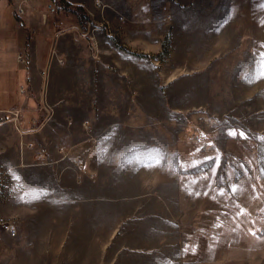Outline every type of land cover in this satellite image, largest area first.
<instances>
[{"label":"rangeland","instance_id":"1","mask_svg":"<svg viewBox=\"0 0 264 264\" xmlns=\"http://www.w3.org/2000/svg\"><path fill=\"white\" fill-rule=\"evenodd\" d=\"M51 1L40 11L42 21L46 19L47 10L54 12L60 6L67 14L77 15L76 36L90 38L92 45L95 46L94 37L92 33L88 35L89 31L94 26L105 28L108 32L113 30L118 47L158 59L159 93L157 96L154 91L146 90L114 92L116 97L120 94L121 99L135 100L142 111L137 122L129 120L123 124L120 139L119 134L108 139V146H128L127 155H98V159L95 156L96 161L89 164L79 154L77 170L64 175L73 185L77 180L78 195L64 202L63 213L57 212L58 216L51 219L45 229L38 224L29 227L27 219L0 218V264H264L262 80L246 92L236 88L241 80L235 73L233 76L222 74L225 87L201 90L200 69L187 68L186 60L180 59L183 53L179 58L172 56L173 50L176 54L182 52V48L172 38L169 28L162 33L157 51H143L124 41L115 28L104 27L108 22L105 7L125 6L121 2L113 0L110 5L104 0ZM128 2V6L148 5V0ZM41 3L42 0H18L15 14L20 16L26 7ZM70 4H77V9ZM162 6L165 9V5ZM5 7L14 14L11 6ZM0 10H3L1 4ZM169 17L166 14V18ZM235 19L246 35L247 23L241 12ZM261 22L257 15L256 36L263 34ZM231 25L234 27L236 22H229L227 27ZM29 31L35 33L36 28L30 26ZM196 38L201 36L192 35V40ZM164 43L166 49L162 51ZM53 54L51 48L48 62ZM16 59L25 62L26 56L18 51ZM172 59L182 64L178 63L175 78L168 83L163 81L161 72ZM80 79L79 92L73 90L72 93L78 95L77 102H84L85 109L86 100H94V122L86 120L87 114L81 106L72 110L54 108L44 90L39 103L32 107L38 114L30 116V129L42 126L54 113L59 114L61 126L60 118L70 115L80 121L79 146L87 148L85 138L95 134V145L102 148V132L110 120L108 113H104L108 92L103 91L101 74L95 75L94 90L82 81L83 76ZM22 89L23 85H19L18 90L22 92ZM162 97L166 106H160L157 101ZM148 100H153L157 106L153 115L146 114ZM65 122L68 124L70 118ZM47 126L52 127L53 122ZM230 130L235 134H229ZM20 142L22 146L29 145L28 141ZM131 142L139 147L129 148ZM148 149L153 154L144 153ZM79 151L82 152L81 148ZM38 156L46 160V156ZM158 156L163 157L158 165L142 166L151 164ZM206 157H219V167H215L214 159L205 160ZM67 160L70 163V157ZM233 185L237 188L235 192ZM0 191L3 193L4 189L1 187ZM8 221L15 224V232L6 227ZM33 221L38 223L39 220Z\"/></svg>","mask_w":264,"mask_h":264},{"label":"crops","instance_id":"2","mask_svg":"<svg viewBox=\"0 0 264 264\" xmlns=\"http://www.w3.org/2000/svg\"><path fill=\"white\" fill-rule=\"evenodd\" d=\"M17 1L0 0L3 6L0 10V188L4 189L3 193L0 191V218L27 219L29 227L38 224L45 229L50 220L58 216L57 212L63 213L64 202L78 195L77 180L73 185L72 180L68 182L64 175L72 169L77 170L79 154L89 164L94 163L98 155H127L128 146H108V139L115 134H119L120 139L123 124L129 120L137 122L142 111L135 100L121 99L120 94L117 99L114 92L146 90L154 91L158 96L160 70L158 59L118 47L112 29L108 32L94 26L88 34L92 33L94 46L90 38L76 36L79 21L74 12L67 14V10L57 6L54 12L47 10L46 19L42 21L40 11L51 0H42L39 6L32 8L26 7L20 16L15 14ZM104 1L113 4V0ZM116 2L125 6H106L109 23L106 22L104 27L115 28L124 41L128 40L133 46L148 52L158 50L160 37L165 28H169L172 38L182 48V52L176 54L173 50L172 56L179 58L183 53L180 59L186 60L187 68L200 69L201 90L225 87L222 74L233 76L235 73L241 80L236 88L246 92L254 89L255 82L262 80L264 83L261 75L264 69L260 63L261 53H264V0H247L246 3L240 0H148L147 6H128V0ZM5 6H11L14 14ZM256 7H261L258 13ZM240 12L246 19V35L235 19ZM117 14L124 18L120 19ZM166 14L170 17L166 18ZM257 15L262 20L260 26H263V34L258 36L254 33ZM229 22H236V25L227 27ZM30 26L36 28L35 33H30ZM192 35L201 38L192 40ZM51 48L54 54L48 62ZM18 51L26 56L25 62L16 59ZM241 54L245 56L240 57ZM178 63L182 64V61L172 59L168 62L169 66L161 72L163 81H173ZM96 74L102 75L103 91L108 92L104 113H108L110 120L100 137L102 148L95 145V134L85 138L87 148L79 146L80 121L73 120L70 115L60 118L61 126L59 114L54 113L42 126L30 129V116L38 114L32 107L39 103L44 90L47 101L54 108L72 110L81 106L87 114L86 120L94 122V100H86L85 109L84 102H77L79 97L72 91L79 92L80 76L94 90ZM19 85H23L22 92L18 90ZM157 101L160 106L167 104L163 97ZM147 103L146 114L153 115L157 106L153 100ZM68 117L70 122L67 124ZM50 122L53 126L48 128ZM21 140L28 141L29 145L22 146ZM131 143L129 148L139 147ZM144 153L153 154V151L148 149ZM38 155L46 156V160H40ZM68 157L70 163L66 162Z\"/></svg>","mask_w":264,"mask_h":264},{"label":"snow or ice","instance_id":"3","mask_svg":"<svg viewBox=\"0 0 264 264\" xmlns=\"http://www.w3.org/2000/svg\"><path fill=\"white\" fill-rule=\"evenodd\" d=\"M260 63H261V68L264 69V53H261V62H260ZM261 75L264 76V72H261ZM229 134L234 135L235 133H234L233 130H230V133H229ZM240 135H241V137L243 138L244 133L241 132ZM162 158H163L162 156H158L157 158H155V159L153 160V162H152L151 164H143L142 166H145V167L156 166V165H158V164L160 163V161H161ZM209 159H214V160L216 161L215 167H216V168L219 167V157H217V158L206 157V158H205V160H209ZM129 162H130V161H129ZM138 162H139V161H138ZM182 166H183V165H182ZM241 167H243V165H241ZM236 190H237L236 186L233 185V186H232V191L235 192ZM219 194L222 195V194H223V190H221ZM197 195H199V193H197Z\"/></svg>","mask_w":264,"mask_h":264},{"label":"built area","instance_id":"4","mask_svg":"<svg viewBox=\"0 0 264 264\" xmlns=\"http://www.w3.org/2000/svg\"><path fill=\"white\" fill-rule=\"evenodd\" d=\"M6 227H7L8 229H10L12 232H15V231H16V226H15V224H14L13 222L8 221V222L6 223Z\"/></svg>","mask_w":264,"mask_h":264},{"label":"trees","instance_id":"5","mask_svg":"<svg viewBox=\"0 0 264 264\" xmlns=\"http://www.w3.org/2000/svg\"><path fill=\"white\" fill-rule=\"evenodd\" d=\"M70 6H74V7H71V8H73V9H77V4H75V5H72V4H70ZM164 45V47H163V49H162V51L164 50L165 51V43L163 44ZM120 46H122L123 48H125V49H127V50H129V51H131L130 49H128L126 46H124V45H122V44H120ZM137 53H139V54H146V53H143V52H137Z\"/></svg>","mask_w":264,"mask_h":264}]
</instances>
